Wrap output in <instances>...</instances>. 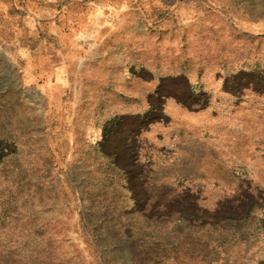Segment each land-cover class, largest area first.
<instances>
[{
    "label": "rangeland",
    "instance_id": "1",
    "mask_svg": "<svg viewBox=\"0 0 264 264\" xmlns=\"http://www.w3.org/2000/svg\"><path fill=\"white\" fill-rule=\"evenodd\" d=\"M0 36V264H264V0H0Z\"/></svg>",
    "mask_w": 264,
    "mask_h": 264
},
{
    "label": "crops",
    "instance_id": "2",
    "mask_svg": "<svg viewBox=\"0 0 264 264\" xmlns=\"http://www.w3.org/2000/svg\"><path fill=\"white\" fill-rule=\"evenodd\" d=\"M16 32H15V30L13 31V33L12 34H10V35H8L7 33H6V36L7 37H13V39L15 38V36H16V34H15ZM1 37V36H0ZM16 37H18L19 38V36H16ZM3 46H5V48H2ZM3 46H0V48L1 49H3V51H5V52H7L6 51V49H8L7 48V45H3ZM9 49H11V51L9 52L10 53V55L11 56H14L16 53H15V49H16V47H9ZM23 54H22V52L20 51V52H17V54H16V56H17V58H19V59H21V56H22ZM13 59H14V57H13ZM33 76V75H32ZM22 84V86L24 87V88H26V89H30L31 91L33 90L36 94H37V88H38V86H37V82H36V76H33V78H31L30 80H28V82L26 81H24L23 80V83H21ZM48 88H49V86L47 85L46 86V90H48ZM199 88H205L206 89V85H202V84H200L199 85ZM43 91V90H42ZM218 98H235V97H232L231 95H225V96H222L221 97V95H219V96H217ZM47 98H48V96H47ZM238 98H242V97H238ZM146 101L148 102V98L146 99ZM142 102L143 103H145V98H143V100H142ZM210 108V107H209ZM182 110V109H181ZM180 112V111H179ZM182 114V113H181ZM206 114L209 116V117H211V118H213V112L209 109V110H207L206 111ZM189 116H191V114H187L186 113V117L188 118ZM185 119V118H184ZM191 119H192V116H191ZM145 133V132H144Z\"/></svg>",
    "mask_w": 264,
    "mask_h": 264
}]
</instances>
